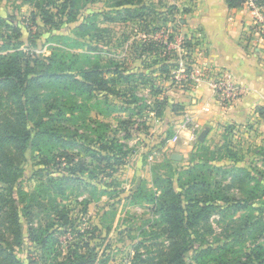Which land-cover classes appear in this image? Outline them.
<instances>
[{"label":"rangeland","instance_id":"rangeland-1","mask_svg":"<svg viewBox=\"0 0 264 264\" xmlns=\"http://www.w3.org/2000/svg\"><path fill=\"white\" fill-rule=\"evenodd\" d=\"M85 1L81 0L79 7ZM145 2L162 12L161 16H154L159 28L149 35L140 31L138 20L109 23L101 21L102 15L95 21L90 19L89 14L107 10L109 0L87 4L77 12L74 21L64 16L68 9L62 6V0H0V56L18 52L22 62L28 61L33 66L36 59L45 61L55 53L58 60L62 58L66 63L56 65L60 70L57 74L64 69L65 73L83 80L81 70H93L96 62L108 67L112 59L113 62L123 56L131 59L135 46L147 35L158 42L155 36L160 30H169L173 36L183 34L182 24L189 12L182 10H191L188 0ZM43 6L54 15L56 27L44 22ZM83 16H88L84 30L77 28ZM31 39L37 44L30 43ZM190 59L187 56L185 61ZM136 63L129 68L136 66L139 72H150ZM170 83L171 80L165 82V87L177 91L190 89L183 82ZM108 88L91 90L94 98L82 89H74L72 82L44 81L37 89L45 96L39 106L42 119L52 120V126L58 129L55 133L63 141L39 140L40 150L28 148L26 158L19 162L15 145L6 142L2 145L3 154L23 173L15 180L14 187L32 194L25 197V203H20L19 229L6 216L11 203H5L0 210V245L6 255L11 254L12 264L14 260L19 264H169L166 253L171 239L163 231L165 221L156 211L154 196L160 189L153 180L160 187L166 186L160 181L168 176L194 180L195 175L181 176L178 170L173 171L175 167L186 168L197 158L205 165L193 174L200 183L209 184L195 195L198 198L194 204L215 206L208 220L188 226L184 264H264V260L253 263L247 258L258 246L264 250V143H257L258 131L253 125L245 126L240 132L216 128L193 156V142L188 144L191 148L187 151L174 144L164 145L175 132L159 124L151 114L152 107L124 106L127 110H121L124 108L121 103L125 105L127 97L116 90L133 92L150 104L154 96L148 85L139 81L128 86L108 84ZM0 102L3 113L16 110L15 98L1 88ZM1 121L2 117L0 124ZM110 138L121 142L118 143L121 150L127 152L125 164L103 159V156L111 157L114 151ZM172 155L179 159L173 160ZM172 161L171 168L167 163ZM66 178L74 179L66 181ZM225 191L230 197L228 203L222 201ZM7 194L6 186L0 182V198ZM245 197L254 199L252 206L242 205ZM25 204L30 211L23 209ZM206 249L214 251L203 255L201 263H197L196 253Z\"/></svg>","mask_w":264,"mask_h":264},{"label":"trees","instance_id":"trees-1","mask_svg":"<svg viewBox=\"0 0 264 264\" xmlns=\"http://www.w3.org/2000/svg\"><path fill=\"white\" fill-rule=\"evenodd\" d=\"M80 1L81 0H62V6L68 9L64 14L67 20L74 21L77 12L80 9L86 7L89 3L95 2V0H86L84 5L79 7ZM247 1L248 0H225V3L228 8H239ZM254 2L258 5L264 4L259 0H254ZM106 7L107 10H103L102 12L96 11L88 16L95 21L99 15H102L103 18H101V21L109 23L138 20V26L141 28L140 31H143V33L148 35L150 32L159 28V26L155 25L157 17L154 18V16L156 14L161 16L162 12H157V6L148 4L145 0H109V6ZM42 8L43 19H45L44 22L56 27L58 24L54 20V15L49 13L48 9H45L44 6ZM176 11L178 12V9H176ZM182 11L185 13L189 12L188 9H183ZM87 17L83 16V20H81L77 28L83 30L86 28L88 24L85 23L84 20H86ZM163 20L166 19L163 18ZM94 24L95 22L92 23V25ZM101 31L103 32L104 30ZM147 37L145 40H142L139 45L135 46L136 49L133 52L131 59L123 56L121 57V60H115V62H113L112 59V63H110L108 67L101 66L96 62L92 65L94 68L93 70H83V72L81 70L83 80H79L78 78H74L73 75L65 73L64 69L61 70L60 74H57L56 72L60 70L56 65L61 64L65 66L66 63L62 58L58 60L57 54L55 53H52L45 59V61H38L36 59L33 66L28 61L22 62L21 55L18 52L0 56V88L6 90L10 96L16 100V110L13 112L10 111L9 113H3L1 111L4 107L0 102V117H2L0 124V182L6 186L8 193L7 196L1 195L0 210L5 207V203H11V211L8 214L3 213V216H5V214L6 216H10V223L15 225L18 229L19 222L17 216L18 211L22 209L20 203H25V197H32V194L25 192L22 188L14 187L15 180L18 177H21L23 173L21 168L17 164L15 165L10 157L7 158L6 154H3L2 145L5 142L14 144L18 151L17 155L20 157V160H18L19 162L26 158L25 153L28 148L33 147L40 150L38 146L39 140L47 138V140H54L58 143L63 141V137L61 138V136L59 137L55 133L58 129H55V127L52 126V120L42 119L43 116L39 106L44 102L45 96L39 93L37 89L44 81L51 79L72 82L74 84V89H82V91L87 92L89 96H93L92 91L95 90H109L108 84H111L112 86L119 84L128 86L133 82L139 83L140 81L142 84L148 85L151 95L154 96L153 102L147 104L145 100L136 94H133V92H120L119 90H116L119 95L127 97L125 102H123L125 105L121 103L123 107L133 106V108H136L138 105H142L144 109L152 107L153 110H151V113L155 117L163 116L165 110L170 105L172 109L177 107V105L172 104L167 97L166 87L164 85L165 82L170 80V85L174 83V80L171 78V71L176 67L174 54L166 50V47L161 42L154 41L151 37ZM30 43L37 44L36 40L33 39L30 40ZM198 43V40H192V42L189 40L186 44L189 47L194 48ZM79 44L82 45L81 42H79ZM96 48L97 46H94V49ZM155 54H157V58L154 57ZM138 60L140 61L139 65ZM135 61L137 62L136 65L141 66L143 69H149L150 72L146 73L144 70H142L143 72H139L140 69L137 70L138 67L136 66H134V68H129V65ZM66 70H69L68 66H66ZM105 75H108V77ZM182 85L191 88L188 82H183ZM106 100L105 103H108L109 98L106 97ZM110 101L113 102V99H110ZM149 105L151 106L149 107ZM95 106L96 105L93 104L92 107L95 108ZM113 107H117L116 102H114ZM126 107L121 108V110L126 111ZM96 124H98V122ZM99 126H103L104 129L108 128L105 124H99ZM103 136L105 135L103 134ZM109 143L110 145H114V151L112 152L111 157L104 158L103 156V159L117 161L119 165L125 164L127 152L121 150V146L118 144H121V142H118V140H115L114 138H110ZM200 145L202 144L197 142L195 146H193V156L195 155L196 150L201 147ZM172 164H174L173 161L167 163V165H171V168L173 166ZM203 165L205 164L201 159L197 158L186 166V168H174L173 172L178 170L181 176L183 174L186 175L187 173L189 174L188 177L190 175L191 177L195 175L196 178L194 180L193 178L189 181L188 179L181 180L180 176L176 179H172L171 176H168L165 181H160L161 179L158 178V181L165 183L166 186L164 187H160L155 182L157 181L156 179L153 180V184H155L154 186L157 189L158 187L160 189L159 194L154 196L156 197L154 198L156 201V211L159 214V218L165 221L163 231L171 239L169 252L166 253L169 264H174L175 262V264H184L183 256L188 250L186 246V237H189L187 235L188 226H194L195 224L208 220L211 211L214 209L215 204H206L200 207L197 204H194V199L198 198V196L195 195L201 192L203 186L209 184V182L200 183V181L197 180V175L193 174L194 172L199 171ZM71 179L74 178H66L65 180L69 181ZM77 181L82 182L81 180ZM180 187L181 189L179 190L178 188ZM222 193L224 192L222 191ZM225 193L224 197L222 196V201L228 203L230 202V197L226 196L228 195L227 191H225ZM262 193L264 195V189H262ZM16 194L17 196L15 199L14 196ZM254 195L252 198H256ZM5 197H8V200H6ZM186 197L188 198L184 200ZM253 200L245 197V199L242 200V205L252 206ZM198 201L205 202L206 200H196V202ZM208 201L206 203H208ZM23 209L25 211H30L26 204L23 206ZM15 234L18 237L19 231L17 230ZM30 239L36 241V238L34 239L30 237ZM257 248L258 250H252L247 254V258L250 259L249 262L251 261L254 263L256 260H260L261 263L264 260L263 248L260 246ZM213 251L214 250L206 249L201 250L199 253L197 252L195 261L201 263L200 259L204 258L203 255H206L209 252L212 253ZM10 256L11 254H5L4 249L0 245V264H12L13 262L12 259L9 258ZM14 259L15 258H13V260ZM226 263L227 262H222V264ZM14 264H19V262L14 260Z\"/></svg>","mask_w":264,"mask_h":264},{"label":"crops","instance_id":"crops-1","mask_svg":"<svg viewBox=\"0 0 264 264\" xmlns=\"http://www.w3.org/2000/svg\"><path fill=\"white\" fill-rule=\"evenodd\" d=\"M188 2L191 10L185 16L182 30L199 42L194 59L209 75L227 70L240 90V97L229 108H223L213 97L206 80L189 90L177 91L166 86L167 97L177 107L172 109L170 105L163 116L155 118L162 127H171L174 132L184 119H194L201 128L199 134L206 130V135L203 141L197 137L193 146L197 142L205 144L216 128L240 132L247 125H253L258 131L257 143H264V36L253 33L254 12L247 3L228 8L225 0ZM177 133V141L170 138L164 145L174 144L187 151L191 148L188 145L190 129L182 128Z\"/></svg>","mask_w":264,"mask_h":264},{"label":"built area","instance_id":"built-area-1","mask_svg":"<svg viewBox=\"0 0 264 264\" xmlns=\"http://www.w3.org/2000/svg\"><path fill=\"white\" fill-rule=\"evenodd\" d=\"M246 3L255 15L253 33L264 36V4L258 5L254 0H248ZM168 31L160 30L155 37H158L156 39L166 47V50L174 54L176 67L171 72V78L176 82H188L193 88L206 80L217 103L223 108L232 106L239 99L240 90L231 74L227 70H217L209 75L207 69L194 59L198 45L191 48L186 44L189 40L192 42L197 39L189 34L177 33L173 36ZM187 56L191 58L190 62L185 61ZM182 128L190 129L188 141L197 140L201 128L194 119L186 118L179 124L172 141H177V132Z\"/></svg>","mask_w":264,"mask_h":264},{"label":"water","instance_id":"water-1","mask_svg":"<svg viewBox=\"0 0 264 264\" xmlns=\"http://www.w3.org/2000/svg\"><path fill=\"white\" fill-rule=\"evenodd\" d=\"M205 135H206V130H203V131L199 134V136H198V140H199V141H203ZM172 159H174V160H178L179 158H178L177 155H172Z\"/></svg>","mask_w":264,"mask_h":264}]
</instances>
